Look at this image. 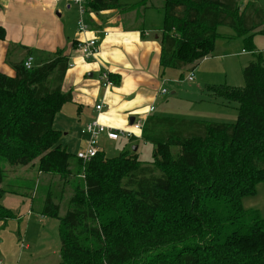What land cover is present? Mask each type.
<instances>
[{
	"label": "trees",
	"instance_id": "16d2710c",
	"mask_svg": "<svg viewBox=\"0 0 264 264\" xmlns=\"http://www.w3.org/2000/svg\"><path fill=\"white\" fill-rule=\"evenodd\" d=\"M148 1L84 0V10H123ZM161 1L162 69H180L210 54L218 26L245 39L264 34L255 31L264 11L252 0L242 11L236 0ZM4 34L0 26V38ZM250 52L242 88L205 85L210 96L237 103V121L147 117L140 139L152 145L148 162L139 161L136 150L105 163L98 152L82 162L61 146L53 120L71 100L61 90L68 66L62 49L29 69L23 61L11 63L13 76L0 72V160L25 166L39 157L36 170L43 173H73V157L76 171L84 166L83 183L72 188L64 214L49 191L41 203L40 214L60 220L61 264H264V218L241 205L264 183V57ZM121 177L123 187H114ZM4 178L0 166L3 223L13 216L1 204L9 192ZM118 191L127 194L126 208L110 213Z\"/></svg>",
	"mask_w": 264,
	"mask_h": 264
},
{
	"label": "crops",
	"instance_id": "0c3cea01",
	"mask_svg": "<svg viewBox=\"0 0 264 264\" xmlns=\"http://www.w3.org/2000/svg\"><path fill=\"white\" fill-rule=\"evenodd\" d=\"M136 1L121 0L128 4ZM147 6L135 4L123 10H84L81 13L78 4L72 0H0V26L5 30L0 38V72L13 76L11 63L31 57L32 65H35L56 49L63 50L68 57V66L61 90L70 93L71 100L56 113L53 127L61 134L64 132L63 135L79 134L77 151L86 140L80 133L81 127L94 119L107 127L126 130L142 116H181L179 103L166 98L168 91L161 92L167 77L173 75L167 70L174 68L160 67V32L153 34L150 26L145 25ZM78 19L82 20L84 30H79ZM92 38L96 39L98 54L96 59H85L80 55L77 43ZM210 54L195 64L207 62ZM227 56L230 53L216 58L221 60ZM102 69L108 70L112 87L101 85L99 74ZM189 72L192 71L189 69ZM183 77L173 81L178 83ZM176 91L171 94L175 95ZM98 104L100 110L95 108ZM128 139L121 136L110 141L101 135L100 152L106 156L103 141L108 145L125 144ZM12 195L17 197L14 198L16 203L10 204ZM1 204L14 215L12 218L19 220L25 214L30 215L31 221L33 210L25 195L6 192ZM46 217L39 214L41 222H45ZM29 226L27 224L26 228ZM24 248H29V244L26 243Z\"/></svg>",
	"mask_w": 264,
	"mask_h": 264
},
{
	"label": "rangeland",
	"instance_id": "374dc122",
	"mask_svg": "<svg viewBox=\"0 0 264 264\" xmlns=\"http://www.w3.org/2000/svg\"><path fill=\"white\" fill-rule=\"evenodd\" d=\"M236 1L240 7L239 10L242 11L248 0ZM252 1L264 11V0ZM147 4L148 6L145 8V25L147 28L150 26L153 34L161 33L163 25L162 1L149 0ZM261 28L264 29V24L255 31H259ZM216 33L218 37L215 39L209 57L210 60L203 64H201L202 62L197 65L188 64L182 66L180 70H167L173 75L170 77L168 76L170 74H167L168 77L164 83V87L168 91L166 98L173 101V103H179L182 111L181 116L175 115L177 117L224 123H235L237 121V103L210 96L209 91L205 90V85H228L242 88L244 85L242 69L254 58V54L250 50L257 51L256 53L259 51L264 57V34L255 33L245 39L236 36L232 28L223 25L216 28ZM225 53H230V56L221 60L216 58L223 57ZM189 69L192 71L193 81L186 79ZM181 75L184 76V79L175 83L173 79L177 80ZM173 90H177L175 95L171 94ZM172 98H176V100H172ZM63 133L59 138L61 146H65L67 151L72 154L76 153V149L79 147L80 135H77V133L76 135H63ZM102 144L105 146L106 154L101 158L103 163L106 162L107 157H114L123 151H132L133 153V146L136 147V155L139 161L148 162L152 159V145L143 142L140 137H135L134 140L128 139L125 144L121 142L109 143L111 145L109 146L104 141ZM173 151H176V149L173 148ZM38 160L39 157L25 166H12L0 160V166L5 170L2 187L11 193H24L25 197L29 198L33 210L30 222V215L24 214L19 220L15 217L12 218L13 215L6 218L5 222L0 225L1 264H61L59 255L60 232L58 229L60 220L47 216L45 222H41L39 220L41 203L46 196L45 193L49 191L52 201L59 204V216L64 214L72 188L75 184L81 185L83 183L84 166H82L81 171H76V160L73 157L68 161L73 173H43L36 170ZM154 173L159 174L155 169ZM125 181V177H121L113 183V186L118 187L116 185L118 184L119 188L123 187ZM118 193L113 200V206H111L113 209L110 213L114 211L116 214H122V210L126 208L127 194L120 191ZM10 197H12L10 204L16 203L14 198L17 197H14V195ZM241 205L245 209L257 210L264 218V183L259 182L255 185L254 194L243 196ZM27 224L30 225L29 228H26ZM26 243L29 244L27 249L24 248Z\"/></svg>",
	"mask_w": 264,
	"mask_h": 264
},
{
	"label": "built area",
	"instance_id": "2783aa9c",
	"mask_svg": "<svg viewBox=\"0 0 264 264\" xmlns=\"http://www.w3.org/2000/svg\"><path fill=\"white\" fill-rule=\"evenodd\" d=\"M58 1V0H56ZM74 3L78 4L79 10L82 13L84 11V0H72ZM79 30H84L85 26L81 19L77 21ZM77 49L80 52V55L85 59H96L98 54V46L96 39H88L77 43ZM31 57L26 58L23 61V65L26 69L31 68L32 62ZM99 79L101 81V85L105 88H109L113 86V81L110 79V75L108 70L102 69L99 74ZM187 80H192L193 75L192 72H189L186 76ZM167 90L165 88L161 89L162 93H165ZM96 110H100L101 105H95ZM152 109V107H150ZM147 117L142 116L140 119L135 120L131 124L130 129H115L111 127H107L101 124L97 119H94L86 124H84L80 133L86 136L84 146L76 151V158L82 160V162L90 161L94 156L100 152V146L98 144L99 137L104 135L108 140L115 141L119 139L121 136L131 138V137H140L142 132V126Z\"/></svg>",
	"mask_w": 264,
	"mask_h": 264
},
{
	"label": "water",
	"instance_id": "95a60500",
	"mask_svg": "<svg viewBox=\"0 0 264 264\" xmlns=\"http://www.w3.org/2000/svg\"><path fill=\"white\" fill-rule=\"evenodd\" d=\"M132 149H133V150H135V149H136V147H134V146H133V147H132Z\"/></svg>",
	"mask_w": 264,
	"mask_h": 264
}]
</instances>
